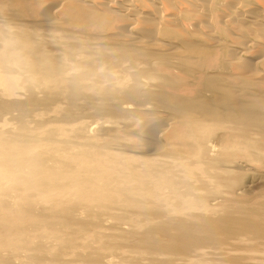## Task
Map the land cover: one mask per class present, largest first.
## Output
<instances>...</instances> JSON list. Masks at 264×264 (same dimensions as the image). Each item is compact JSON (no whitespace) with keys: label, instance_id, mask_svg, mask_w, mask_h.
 <instances>
[{"label":"bare ground","instance_id":"bare-ground-1","mask_svg":"<svg viewBox=\"0 0 264 264\" xmlns=\"http://www.w3.org/2000/svg\"><path fill=\"white\" fill-rule=\"evenodd\" d=\"M0 264H264V0H0Z\"/></svg>","mask_w":264,"mask_h":264},{"label":"rangeland","instance_id":"rangeland-1","mask_svg":"<svg viewBox=\"0 0 264 264\" xmlns=\"http://www.w3.org/2000/svg\"><path fill=\"white\" fill-rule=\"evenodd\" d=\"M90 122H91V123H90ZM90 122H89V124H90L91 126L97 124V125H95V126H97V127H95V128H94V126H92V127L90 126V127H91V128H90V131H91V132H92V131H95V130L99 127V125H100V123H101L100 121H98V122H97V121H96V122H93L92 120H90ZM81 216H82V215H81ZM102 221H103L102 223H105L104 225H106V226H103V224L101 223V224H102V227H103L105 230H106V228H107V230L104 231L105 233H109L110 230L112 231V229L110 228V227H112V225H114V224H115V225H118L117 222L114 221V220L111 222V221L108 220V219H103ZM107 221H109V222H107ZM109 224H110V226H109ZM120 226H121V227H120ZM123 226H124V225L114 226V227H117V228L119 227V228L116 229V228L113 227V231H114V229H116V230H118L119 232H125V231H127V230L130 228V226L128 227V225H127V226L125 225L124 227H123ZM108 227H109V228H108ZM109 229H110V230H109ZM108 230H109V231H108ZM115 255L117 256L116 258H118V256H121V255H119V254H115ZM130 255H131V254H130ZM126 256L129 258V253H126ZM131 257H134V256L131 255ZM257 257H258V256H257ZM116 258L113 257V259L117 260ZM220 258L222 259V257H219V259H220ZM129 259H130V258H129ZM221 259H220V260H221Z\"/></svg>","mask_w":264,"mask_h":264}]
</instances>
